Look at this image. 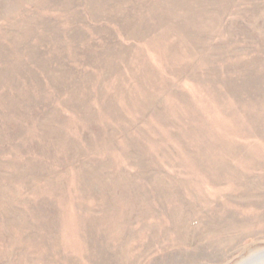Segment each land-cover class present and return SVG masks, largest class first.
<instances>
[{
	"label": "rangeland",
	"instance_id": "rangeland-1",
	"mask_svg": "<svg viewBox=\"0 0 264 264\" xmlns=\"http://www.w3.org/2000/svg\"><path fill=\"white\" fill-rule=\"evenodd\" d=\"M260 246L264 0H0V264Z\"/></svg>",
	"mask_w": 264,
	"mask_h": 264
},
{
	"label": "water",
	"instance_id": "water-1",
	"mask_svg": "<svg viewBox=\"0 0 264 264\" xmlns=\"http://www.w3.org/2000/svg\"><path fill=\"white\" fill-rule=\"evenodd\" d=\"M264 248V246H260V247H256L255 249H262ZM254 250V249H253ZM251 250L245 257H243L242 259L244 258H247L246 260H244L241 264H264V256H261L260 258H258L257 256H259L261 253H256V254H251V256L249 257L250 253L253 251ZM264 254V253H263ZM241 259V261H242ZM240 261V260H239ZM237 261L236 263L234 264H238ZM240 263V262H239Z\"/></svg>",
	"mask_w": 264,
	"mask_h": 264
},
{
	"label": "bare ground",
	"instance_id": "bare-ground-1",
	"mask_svg": "<svg viewBox=\"0 0 264 264\" xmlns=\"http://www.w3.org/2000/svg\"><path fill=\"white\" fill-rule=\"evenodd\" d=\"M256 253H261L259 256H257L258 258H260L261 256H264V248H262V249H257V250H255V251H252L251 253H250V255H249V257L251 256V254L253 255V254H256ZM248 258V257H247ZM247 258H244V259H242V261L240 260L239 262H238V264H241L244 260H246Z\"/></svg>",
	"mask_w": 264,
	"mask_h": 264
}]
</instances>
